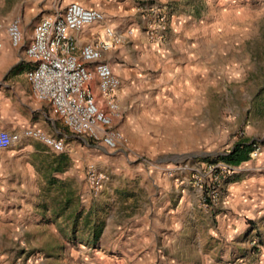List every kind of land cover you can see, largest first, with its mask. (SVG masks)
I'll list each match as a JSON object with an SVG mask.
<instances>
[{
    "label": "rangeland",
    "instance_id": "obj_1",
    "mask_svg": "<svg viewBox=\"0 0 264 264\" xmlns=\"http://www.w3.org/2000/svg\"><path fill=\"white\" fill-rule=\"evenodd\" d=\"M71 1L95 7L89 3L92 0H0V41L9 43L6 26L13 18L20 20L25 41L41 17L56 8L63 10ZM162 4L168 11L169 28L170 15L191 16L190 37L202 41L207 88L200 91L198 81L190 82L183 107L170 100L167 108H160L154 95L151 107L143 111L138 121L116 122L127 138L125 147L117 150L95 144L89 147L95 158L85 164L82 186L86 195L80 192L83 200L91 202L89 208L86 203L77 210L80 194L75 193L80 184L75 177L64 181L50 177L53 172H61L62 166L68 167L70 158L66 152L24 157L18 155L20 147L0 149V185L16 179L29 182L30 177L35 183H42L38 210L17 214L16 229L12 220L15 215L11 216L15 205L8 202V196L0 188V264H126L122 251L106 248L113 239L101 233L106 220L118 222L139 214L144 195L143 171L169 177L174 188L178 187V196L188 187L195 189L192 190L195 220L191 225L195 238L204 213L217 209L223 181L237 171L213 183L208 167L227 164L223 157L237 142H256L260 152L264 148V0H166ZM147 6L138 5L134 14H130V28L152 41L146 33L145 17L150 5ZM99 9L105 14L104 25L117 32L121 21L113 12ZM100 26L90 27L96 30ZM201 96H206V101H201ZM26 146L32 144L28 142ZM41 146L46 147L41 142L32 147ZM89 164L106 175L96 194L86 180ZM62 183L66 202L46 203L60 197ZM207 185L208 188L214 185L216 194L205 206L202 197ZM50 207L54 210L39 211ZM165 254L170 259L160 264H201L207 253H200L195 246L188 251L181 245ZM228 263L243 264L244 257Z\"/></svg>",
    "mask_w": 264,
    "mask_h": 264
},
{
    "label": "crops",
    "instance_id": "obj_2",
    "mask_svg": "<svg viewBox=\"0 0 264 264\" xmlns=\"http://www.w3.org/2000/svg\"><path fill=\"white\" fill-rule=\"evenodd\" d=\"M150 1L162 4L166 0L89 2L98 9L113 12L122 23L116 32L121 41L104 53L120 79L121 86L116 96L121 111L118 122L122 123L138 121L143 111L151 107L154 95L160 108H167L170 100L183 107L190 82L198 81L200 91L207 88L206 58L202 41L190 37L191 16L170 15L167 37L159 42L148 41L142 33L130 28V14H134L138 5H151ZM89 27L74 33L79 45L104 38L101 28L94 30ZM30 38L31 34L26 35L18 48H13L7 41H0V130L21 134L27 128H39L49 136L64 140L65 151L62 153L66 152L70 162L68 167L62 166L61 172H53L50 177L63 181L75 177L80 184L75 193L78 195L85 190L82 186L85 164L91 161V157L95 158L89 147L99 144L71 134L61 118L51 112L49 103L32 95L25 77L32 64L24 56V46ZM200 99L206 101L207 98L201 96ZM35 140L21 136L11 147H20L18 155L24 157H32L34 153L47 156L55 153L48 147H32L40 142ZM28 142L32 146H26ZM236 167L234 176L221 185L217 209L206 211L201 217L195 238L191 226L195 220L192 213V190L195 189L188 187L178 196V187L174 188L169 177L143 171L144 195L140 200L139 214L118 222L112 218L106 220L101 235L113 239L106 248L122 251L126 264H160L162 260L170 259L165 253L181 245L188 251L195 246L200 253H207L206 261L201 264H230L228 261L240 256L244 257L243 264H264V148L257 157H251L249 153V157ZM30 178L29 182L16 179L0 185L10 200L8 202L15 205L14 213H11V216L15 215L12 219L15 229L16 215L38 210L36 205L42 202L39 199L42 183H35ZM60 187V197L56 201L48 199L46 203L58 205L66 202L64 184ZM78 197L77 210L86 203L89 208L91 202L83 200L81 194ZM49 210L54 208H41L39 211Z\"/></svg>",
    "mask_w": 264,
    "mask_h": 264
},
{
    "label": "built area",
    "instance_id": "obj_3",
    "mask_svg": "<svg viewBox=\"0 0 264 264\" xmlns=\"http://www.w3.org/2000/svg\"><path fill=\"white\" fill-rule=\"evenodd\" d=\"M145 18L148 38L156 42L164 40L169 30L166 6L151 4ZM104 21L102 10L76 1L67 3L63 10L56 8L54 12L41 17L33 25L31 38L24 46V56L32 64L25 77L32 95L37 100L48 102L51 112L61 118L71 134L117 150L127 145L126 136L116 127V122L121 118L116 96L120 79L104 53L118 44L121 36L112 27L104 25ZM97 24L101 25L104 38L79 45L74 33ZM6 33L13 48L23 44L24 36L18 18H13L7 24ZM21 136L36 139L55 153L65 151L61 138L49 136L39 128H27L21 134L0 130V149L18 142ZM251 144L250 155L257 157L260 146L256 142ZM236 170V166L229 164L208 167L213 183H219ZM86 180L90 190L96 194L106 175L89 164ZM208 186L206 196L202 197L205 206L210 197L216 194L214 185Z\"/></svg>",
    "mask_w": 264,
    "mask_h": 264
},
{
    "label": "trees",
    "instance_id": "obj_4",
    "mask_svg": "<svg viewBox=\"0 0 264 264\" xmlns=\"http://www.w3.org/2000/svg\"><path fill=\"white\" fill-rule=\"evenodd\" d=\"M252 150V144L246 142H237L233 145L230 151L223 157V161L229 165L237 166L243 160L249 157ZM98 233H95L97 237Z\"/></svg>",
    "mask_w": 264,
    "mask_h": 264
},
{
    "label": "bare ground",
    "instance_id": "obj_5",
    "mask_svg": "<svg viewBox=\"0 0 264 264\" xmlns=\"http://www.w3.org/2000/svg\"><path fill=\"white\" fill-rule=\"evenodd\" d=\"M91 26V25H90ZM87 27V26H86Z\"/></svg>",
    "mask_w": 264,
    "mask_h": 264
}]
</instances>
